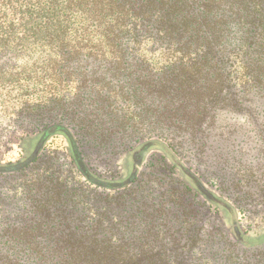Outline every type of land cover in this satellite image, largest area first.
<instances>
[{
	"label": "trees",
	"instance_id": "16d2710c",
	"mask_svg": "<svg viewBox=\"0 0 264 264\" xmlns=\"http://www.w3.org/2000/svg\"><path fill=\"white\" fill-rule=\"evenodd\" d=\"M0 53L34 60L25 67L30 79L55 78L63 90L76 84V97H29L36 104L31 111L74 106L89 77V132H102L105 123L122 132L130 116L139 124L152 119L166 132H186L231 104L223 93L264 87V0H0ZM55 132L65 138L66 158L89 192L119 207L134 192L143 152L163 146L156 139L130 150L128 176L105 179L88 170L68 127L52 124L31 151L0 163V176L24 174ZM176 168L189 189L230 216L228 238L240 249L235 259L228 254L217 262L215 254L202 253L197 259L176 239L171 249L162 243L140 249L135 208L124 216L125 207L89 204V216L74 218L69 212L77 211L78 188L49 187L36 176L15 192L23 201L20 215H0V264H264V235L251 240L240 233L236 210L214 200L180 164ZM159 235H147L146 242L157 243ZM254 246L256 259L246 254Z\"/></svg>",
	"mask_w": 264,
	"mask_h": 264
},
{
	"label": "rangeland",
	"instance_id": "374dc122",
	"mask_svg": "<svg viewBox=\"0 0 264 264\" xmlns=\"http://www.w3.org/2000/svg\"><path fill=\"white\" fill-rule=\"evenodd\" d=\"M33 62L0 53V163L16 161L34 148L40 133L60 123L74 134L88 170L105 179L126 177L134 169L129 151L158 139L163 146L146 148L135 166L134 192L120 201L125 207L124 216L129 214V208H135L140 249L160 243L171 249L172 240L176 239L177 247L195 252L197 259L200 253L203 257L215 254L217 262L228 254L235 259L240 250L228 238L232 221L228 213L211 206L193 187L189 189L177 177L178 164L195 175L214 200H226L236 210L240 233L251 240L264 235V87L252 86L248 92L237 87L223 93L233 99L231 104L217 109L210 121L199 122L186 132H166L152 119L139 124L130 116V123L122 127V132L114 124L105 123L102 132L95 133L89 132V77L87 89H81L80 102L74 106L29 110L28 106L36 105L30 104L29 97H56L62 92L76 97L78 93L75 83L63 90L55 78L46 80L37 74L30 79L25 67ZM262 81L264 84V76ZM67 146L63 136L49 134L40 159L24 174L0 176V204H4L0 215H20L23 201L20 192H15L27 187L36 176L49 187L58 183L78 188L73 198L77 211L69 212L74 218L89 216V204L111 210L121 208L116 201H100L89 192L84 179L66 158ZM158 232L157 243L146 242L147 235ZM255 249L257 246L246 253L248 257L256 259Z\"/></svg>",
	"mask_w": 264,
	"mask_h": 264
}]
</instances>
